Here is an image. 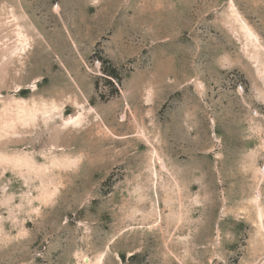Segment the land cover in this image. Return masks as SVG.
I'll list each match as a JSON object with an SVG mask.
<instances>
[{
    "label": "rangeland",
    "instance_id": "374dc122",
    "mask_svg": "<svg viewBox=\"0 0 264 264\" xmlns=\"http://www.w3.org/2000/svg\"><path fill=\"white\" fill-rule=\"evenodd\" d=\"M0 264H264V0H0Z\"/></svg>",
    "mask_w": 264,
    "mask_h": 264
}]
</instances>
